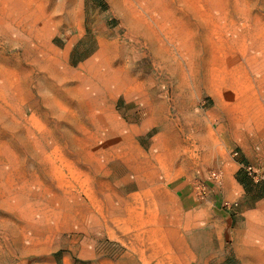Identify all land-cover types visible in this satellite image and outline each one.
Instances as JSON below:
<instances>
[{
  "label": "rangeland",
  "instance_id": "1",
  "mask_svg": "<svg viewBox=\"0 0 264 264\" xmlns=\"http://www.w3.org/2000/svg\"><path fill=\"white\" fill-rule=\"evenodd\" d=\"M259 101L264 0H0V264H63L145 192L175 205Z\"/></svg>",
  "mask_w": 264,
  "mask_h": 264
},
{
  "label": "crops",
  "instance_id": "2",
  "mask_svg": "<svg viewBox=\"0 0 264 264\" xmlns=\"http://www.w3.org/2000/svg\"><path fill=\"white\" fill-rule=\"evenodd\" d=\"M256 111L249 132L235 139L237 158L223 151L216 162L222 185H215L202 170L199 178L208 184L204 201H198L190 182L184 181L165 192L175 205L161 201L157 193L145 192V199L153 195L152 201L124 203L119 213H108L105 224L93 225L91 231L96 233L88 245L65 255L62 263L264 264L263 102L257 103ZM245 165H252L263 179L244 186L239 177H247ZM223 202L235 206L225 208Z\"/></svg>",
  "mask_w": 264,
  "mask_h": 264
},
{
  "label": "built area",
  "instance_id": "3",
  "mask_svg": "<svg viewBox=\"0 0 264 264\" xmlns=\"http://www.w3.org/2000/svg\"><path fill=\"white\" fill-rule=\"evenodd\" d=\"M236 155L237 152L234 153V156ZM243 169L253 182H259L263 179V175L260 172L256 171L255 168H253L252 166L245 165L243 166ZM207 174L209 175V179L213 181L215 185L217 186L221 185L222 172L220 170L217 169L211 170ZM191 187L193 194L198 201H204L206 199L208 193V184L205 179H201L199 177L195 178L192 181ZM233 205L235 206V204ZM233 205L228 202H223V207L225 208H231Z\"/></svg>",
  "mask_w": 264,
  "mask_h": 264
},
{
  "label": "trees",
  "instance_id": "4",
  "mask_svg": "<svg viewBox=\"0 0 264 264\" xmlns=\"http://www.w3.org/2000/svg\"><path fill=\"white\" fill-rule=\"evenodd\" d=\"M239 181L244 185V186H248L249 184H250V182H251V180L248 178V177H246V178H240L239 177Z\"/></svg>",
  "mask_w": 264,
  "mask_h": 264
},
{
  "label": "bare ground",
  "instance_id": "5",
  "mask_svg": "<svg viewBox=\"0 0 264 264\" xmlns=\"http://www.w3.org/2000/svg\"><path fill=\"white\" fill-rule=\"evenodd\" d=\"M228 1V0H227ZM174 3V2H173ZM172 4V3H171ZM159 5V4H158ZM165 5H166V3H165ZM175 5V4H174ZM168 8V7H167ZM172 10V9H171ZM176 10V9H175ZM177 11V10H176ZM202 15V14H201ZM204 15V14H203ZM195 19V18H194ZM198 19V18H197ZM214 18H212V20H213ZM203 21V20H202ZM207 23V22H206ZM159 28V27H158ZM210 28V27H209ZM161 30V29H160ZM138 43V42H137ZM140 44V43H139ZM211 50V49H210ZM212 52V51H211ZM99 57V56H98ZM95 58V57H94ZM93 59V58H92ZM90 61V60H89ZM110 62V61H109ZM210 66V65H209ZM210 71V70H209ZM53 98V97H52ZM53 100V99H52ZM53 102H54V100H53ZM60 104V103H59ZM47 105V104H46ZM57 105V104H56ZM55 105V106H56ZM48 106V105H47ZM53 106V105H52ZM59 108H60V106H59ZM60 110V109H59ZM61 112V111H60Z\"/></svg>",
  "mask_w": 264,
  "mask_h": 264
}]
</instances>
